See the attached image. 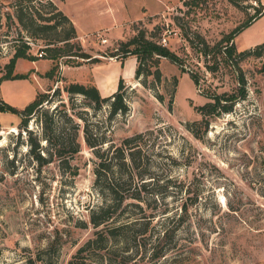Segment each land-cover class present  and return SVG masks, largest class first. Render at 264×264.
<instances>
[{
  "label": "rangeland",
  "instance_id": "1",
  "mask_svg": "<svg viewBox=\"0 0 264 264\" xmlns=\"http://www.w3.org/2000/svg\"><path fill=\"white\" fill-rule=\"evenodd\" d=\"M47 1L0 0V73L25 41L27 51L36 56L16 58L13 71L25 74L1 78L0 96L20 108L37 90L58 85L60 90L43 106L50 110L58 102L61 123L64 110L73 108L82 115L75 116L80 149L69 158L70 167L58 158L38 163L29 151L28 129L41 144L47 143L42 137V113L29 114L24 126L18 111L0 109V126L6 131L3 137L0 134V264H31L30 257L32 264H42L37 256L48 264H67L70 258H79L74 256L79 245L96 236L82 251L84 264H264V65L260 68L264 50L239 60L246 92L231 109L211 115L201 137L187 126L201 116L195 105L210 98L207 91L231 92L238 87L229 65L220 62L216 70L206 69L187 37L197 32L212 43L257 11L263 12L233 38L238 50L252 47L264 40V0H52L63 13L73 12L77 20L94 26L109 23L110 14L104 9L112 8L116 19L109 30L76 32L70 40L97 61L67 53L78 50L76 45L56 57L48 56L47 48L44 55L35 53L61 45L55 41L66 25L29 35L18 22L15 7L31 2L47 15ZM134 27L144 28L147 35L182 54L186 68L200 74L199 83L165 56L158 62L160 79L152 73L146 83L135 78V55L120 59L111 54L120 40L136 32ZM115 58L120 59L123 75H129L124 78L127 112L109 116L108 100L94 106L83 94L65 89L70 81L96 84V72H114ZM1 123L16 126L10 130ZM86 124L92 134L105 136L101 157L85 141ZM138 131L142 134L131 159L130 184L140 196L127 195L107 222L95 225L90 208L112 199L106 186L100 189L95 183V164L100 158L109 161L108 176L125 172L122 161L130 158L127 153L113 156V148ZM222 193L224 202L218 199ZM150 212L156 215L149 228L174 221H179L178 227L167 243L148 238L146 244L137 245L131 233L144 225L141 221ZM125 220L128 223L123 224ZM107 224L118 225L115 235L107 236ZM153 248L164 253L152 254Z\"/></svg>",
  "mask_w": 264,
  "mask_h": 264
},
{
  "label": "trees",
  "instance_id": "2",
  "mask_svg": "<svg viewBox=\"0 0 264 264\" xmlns=\"http://www.w3.org/2000/svg\"><path fill=\"white\" fill-rule=\"evenodd\" d=\"M48 6L50 7V13L45 15L39 11V7L34 3H26L25 5L19 4L15 7V15L18 19V22L26 28L29 35H36L38 32L43 31L48 28H57L58 26L62 27L63 35L56 38L55 42L61 41V45H50L42 48L44 54H46V48L48 49V56L56 57L58 54L63 53V51H69L74 45H76L78 50L74 52H67L76 55H81L86 59L97 61L98 57L90 56L88 52L83 50L81 46L77 43H72L70 40L77 36L76 29L71 19L63 13L52 0L47 1ZM263 12L257 11L253 16L248 17L246 20L241 22L239 25L235 26L231 31L224 34L219 40L214 42H209L206 38L200 33H194L193 37H187L190 46L195 48L199 55H201L202 60L208 70H216L220 65V62H223L231 67L235 73V78L238 83L236 90L227 92L226 90L217 91L209 90L206 94L210 97L203 103L195 105L196 109L200 111L201 116L187 122L188 128L193 132L197 137H201L203 132L207 130L211 115L217 114L222 110H229L232 108L234 101L245 94L246 89V78L243 73V68L239 62L244 56L249 54L260 55L264 50V40L253 45L252 47L243 48L238 50L235 46L233 38L246 26L251 24L258 16ZM54 22H49V21ZM136 32L133 33L128 39L120 40L118 47L111 54H115L120 59L124 58L128 54H133L136 57V64L134 67V77L146 83L147 76L153 74L155 79H160V69L158 67L159 58L165 56L172 61L176 62L183 69H187L190 73V76L193 78L195 83H199L200 74L190 68H186L185 57L175 51L172 48L162 44L158 40L146 34L144 28H136ZM53 41H48L52 43ZM29 48L28 42H23L22 46H17L12 55L9 57V60L5 63V71L0 73V79L9 76H18L23 75L25 72H14L13 65L18 56H24L31 59H34L36 56L27 51ZM69 54V55H72ZM79 61V60H78ZM263 63L260 68H263ZM48 75L52 74V71L47 72ZM124 77L120 75L118 77L117 85L114 90L107 94H101L97 85L95 83H83L79 81H70L65 85V89L70 93L79 92L85 97H88V101L94 106H99L103 100H108L109 103V116L114 115L117 112L125 113L130 109V104L126 97V85L124 82ZM151 86V85H150ZM52 86L48 87L46 90H37L35 96L28 101L23 107H16L0 96V109H11L18 111L20 114V122L25 126L27 123V117L29 114L35 112L42 113V137L47 141L45 145L40 143L38 135L31 134L29 131V151L33 158L38 161V163H45L54 158H58L62 163H65L66 166H72L69 158L72 157L80 149V140L78 139V130H79V121L75 116H82L73 108H70L69 112L64 110L63 114L64 123L60 122L59 114H57V105L58 102L49 110L46 106H43V102H49L53 95L60 90V87L56 85L53 89L50 90ZM155 94L159 97L160 94L155 91ZM171 104V101L169 102ZM169 104V105H170ZM84 129V138L85 141L92 146L93 151L98 157H101L103 151L101 150V142L105 140V136L94 135L89 131V128L86 124L83 127ZM141 131L128 134L122 138L121 143L114 146L113 150L115 152L113 156L125 157L126 153L130 158V163L125 159L122 161L123 172L120 170L119 175L112 172L111 176L107 175L105 167H110V162L102 160L101 158L96 162L94 171H95V183L102 189L103 186H106L110 192L111 200L110 202H105L97 205L96 207H91L89 212V218L93 224L97 225L99 223H105L113 215L114 209L121 205L123 199L129 195L135 198H139L140 194L138 190L131 189V177L133 161L131 160L133 154L139 150V142L137 137L140 136ZM75 171V170H74ZM197 191H195V196ZM134 203V202H133ZM184 208H186V205ZM126 206H122V209ZM156 215L155 212H150L143 222V226L134 230L131 233V237L137 245L141 243L146 244L148 238L156 239V244L167 243L176 232L179 221L175 223H161L159 227L149 228V221L154 218ZM181 216L179 213L178 218ZM138 218V216L136 217ZM136 220V219H135ZM123 222V224L128 223ZM108 225V224H107ZM115 226H107V236L115 235ZM100 232H103V229ZM98 239L96 237L88 238L83 244L79 245L74 256L77 260L70 258L67 264H84L85 263V254L82 252L86 249L92 242ZM152 254L161 255L164 253L160 249H152ZM41 259L42 264H48V261L42 257L37 256ZM30 263L34 261L33 258H29Z\"/></svg>",
  "mask_w": 264,
  "mask_h": 264
},
{
  "label": "crops",
  "instance_id": "3",
  "mask_svg": "<svg viewBox=\"0 0 264 264\" xmlns=\"http://www.w3.org/2000/svg\"><path fill=\"white\" fill-rule=\"evenodd\" d=\"M110 9L112 10V8H110L109 5H107L106 8L104 9L105 11H107L105 13L110 14L109 15L110 20L108 21L109 23L104 24V25H100V26L99 25L98 26L97 25L96 26L90 25V23L88 24L83 19H82L83 21H81V19L77 20L74 17L73 12H68L67 10H64V11H65V14L71 19L72 23L74 24L77 33L79 35H83L85 33H88V32L94 31V30H98L101 28H106V30H109L113 26L114 18L116 19V16L113 17L115 15L114 12L113 11L111 12ZM113 64H114V67H113L114 72L112 74H111V72H109L110 69L109 70L108 69L107 70L102 69L101 71L95 73L96 85H97L98 89L103 94H107V93L111 92L112 90H114L116 87V79L120 75H123L121 65H120V59L119 60H118V58L113 59ZM14 72H17V71H14ZM123 77L127 78V77H129V75H126V76L123 75ZM111 79H114L113 83L111 82ZM1 124L4 125V127H9V128L16 126L15 123H1ZM10 124H12V125H10Z\"/></svg>",
  "mask_w": 264,
  "mask_h": 264
},
{
  "label": "built area",
  "instance_id": "4",
  "mask_svg": "<svg viewBox=\"0 0 264 264\" xmlns=\"http://www.w3.org/2000/svg\"><path fill=\"white\" fill-rule=\"evenodd\" d=\"M102 40H105V38H102ZM162 44H163V42H162ZM35 53H36L37 55L41 56V55H43L44 50H43L42 48H40V49H38V50L36 49V50H35ZM225 197H226V195H225L224 193L218 195V199H219L220 201H222V202L225 201Z\"/></svg>",
  "mask_w": 264,
  "mask_h": 264
},
{
  "label": "bare ground",
  "instance_id": "5",
  "mask_svg": "<svg viewBox=\"0 0 264 264\" xmlns=\"http://www.w3.org/2000/svg\"><path fill=\"white\" fill-rule=\"evenodd\" d=\"M10 130H14V128H10ZM5 132H6L5 130H2V133H1L2 137L4 136V134H6Z\"/></svg>",
  "mask_w": 264,
  "mask_h": 264
},
{
  "label": "water",
  "instance_id": "6",
  "mask_svg": "<svg viewBox=\"0 0 264 264\" xmlns=\"http://www.w3.org/2000/svg\"><path fill=\"white\" fill-rule=\"evenodd\" d=\"M3 128L0 126V134L2 133Z\"/></svg>",
  "mask_w": 264,
  "mask_h": 264
}]
</instances>
